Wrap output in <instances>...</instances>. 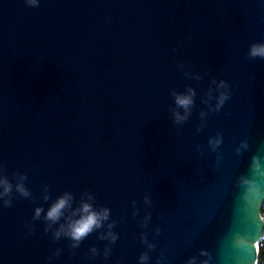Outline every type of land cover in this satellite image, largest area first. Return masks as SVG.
Segmentation results:
<instances>
[{
	"label": "water",
	"instance_id": "95a60500",
	"mask_svg": "<svg viewBox=\"0 0 264 264\" xmlns=\"http://www.w3.org/2000/svg\"><path fill=\"white\" fill-rule=\"evenodd\" d=\"M254 44L264 0H0V264H257Z\"/></svg>",
	"mask_w": 264,
	"mask_h": 264
},
{
	"label": "clouds",
	"instance_id": "9594fccd",
	"mask_svg": "<svg viewBox=\"0 0 264 264\" xmlns=\"http://www.w3.org/2000/svg\"><path fill=\"white\" fill-rule=\"evenodd\" d=\"M250 56L252 57H262L264 58V44H254L251 46ZM227 99L226 95H221L219 100V105H223L224 101ZM176 102L179 106L187 108L191 103L190 96H177ZM183 117H180L177 114V120H182ZM219 143V141H217ZM252 167L255 171L259 172L261 170L260 158L258 156H254L252 158ZM10 190V189H8ZM68 197L60 198L57 203H55L52 208L47 213V219L49 220H57L62 215V210L68 205ZM42 209H37V216L40 215ZM84 215L78 221H76L73 225H71V233L73 239L79 241L87 234H89L94 228L100 226L101 222V214L92 211L91 205L85 204L82 209ZM103 218H107V212L105 211L103 214ZM59 235V233H57Z\"/></svg>",
	"mask_w": 264,
	"mask_h": 264
},
{
	"label": "trees",
	"instance_id": "16d2710c",
	"mask_svg": "<svg viewBox=\"0 0 264 264\" xmlns=\"http://www.w3.org/2000/svg\"><path fill=\"white\" fill-rule=\"evenodd\" d=\"M263 217H264V210H263ZM257 264H264V236L259 244V258Z\"/></svg>",
	"mask_w": 264,
	"mask_h": 264
}]
</instances>
